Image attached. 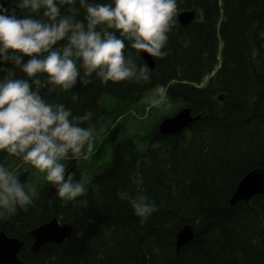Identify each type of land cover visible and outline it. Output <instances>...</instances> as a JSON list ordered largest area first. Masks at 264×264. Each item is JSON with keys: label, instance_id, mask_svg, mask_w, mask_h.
<instances>
[{"label": "trees", "instance_id": "obj_1", "mask_svg": "<svg viewBox=\"0 0 264 264\" xmlns=\"http://www.w3.org/2000/svg\"><path fill=\"white\" fill-rule=\"evenodd\" d=\"M185 10L200 18L187 25L177 19L169 55L153 58L151 84L94 79L77 83V101L42 92L75 115L94 113V152L65 161L94 187L80 198L86 206L62 201L24 162L19 177L29 175L37 196L27 211L8 214L0 230L23 239L25 264H264V193L230 204L241 178L264 169V0H178V11ZM4 67L0 78H22L11 64ZM156 85L169 88L167 111L144 100ZM184 107L201 116L178 133H160V120ZM21 162L0 153V164L12 170ZM138 191L159 208L144 223L129 203ZM52 218L72 224L70 237L31 252L26 232ZM185 225L194 237L176 249Z\"/></svg>", "mask_w": 264, "mask_h": 264}, {"label": "clouds", "instance_id": "obj_2", "mask_svg": "<svg viewBox=\"0 0 264 264\" xmlns=\"http://www.w3.org/2000/svg\"><path fill=\"white\" fill-rule=\"evenodd\" d=\"M6 2L0 0V73L11 64L22 78H0V153L42 173L60 200L86 206L80 198L94 186L78 180L65 161L94 152V113L75 115L42 92L70 93L77 101L80 96L72 91L77 83L87 87L94 79L103 85L151 84L152 70L138 59L143 60L140 53L160 60L169 55L178 0H17L15 8ZM146 103L170 109L168 86L156 85ZM36 196L18 172L0 164V215L27 211ZM129 203L141 223L159 210L143 191Z\"/></svg>", "mask_w": 264, "mask_h": 264}, {"label": "water", "instance_id": "obj_3", "mask_svg": "<svg viewBox=\"0 0 264 264\" xmlns=\"http://www.w3.org/2000/svg\"><path fill=\"white\" fill-rule=\"evenodd\" d=\"M198 17L195 11H183L178 15V21L181 25H186ZM140 56L148 64L149 68H154V62L146 53H140ZM191 109L185 108L172 117L163 119L157 126L160 133L175 134L188 126L192 121L199 118L200 115L193 117ZM264 193V169L255 168L245 174L236 190L230 198V204L234 205L239 201L248 202L253 196ZM72 226L69 223L60 225L56 218L43 223L28 232L33 239L31 251L37 252L45 242L60 243L69 238L72 233ZM194 237L192 228L187 225L176 234V248L179 249L184 244L190 242ZM24 241L18 237L8 236L4 231H0V264H24L19 257V251Z\"/></svg>", "mask_w": 264, "mask_h": 264}, {"label": "rangeland", "instance_id": "obj_4", "mask_svg": "<svg viewBox=\"0 0 264 264\" xmlns=\"http://www.w3.org/2000/svg\"><path fill=\"white\" fill-rule=\"evenodd\" d=\"M144 100L146 101V98H144ZM26 165H27V164H25L24 162H21V163H19V165H17V166L14 167L13 171H14V172H18V174H21V172H24V169H25ZM8 167H9V166H8ZM9 168L12 170L13 167H9ZM33 172H34V174H37L39 171L33 168ZM29 180H30V179H29V175L26 176V177H24V179H23V178L21 179L22 182H27V183H28ZM29 185L33 188L36 184H35V182L33 181V182H31ZM40 185H41V184H40ZM40 187H41V186H40ZM7 214H8V213H6L5 215H7ZM7 216H9V215H7Z\"/></svg>", "mask_w": 264, "mask_h": 264}, {"label": "bare ground", "instance_id": "obj_5", "mask_svg": "<svg viewBox=\"0 0 264 264\" xmlns=\"http://www.w3.org/2000/svg\"><path fill=\"white\" fill-rule=\"evenodd\" d=\"M249 201H250V200H249ZM249 201H248V202H249ZM248 202H247V203H248Z\"/></svg>", "mask_w": 264, "mask_h": 264}, {"label": "flooded vegetation", "instance_id": "obj_6", "mask_svg": "<svg viewBox=\"0 0 264 264\" xmlns=\"http://www.w3.org/2000/svg\"><path fill=\"white\" fill-rule=\"evenodd\" d=\"M5 222H3V224H4Z\"/></svg>", "mask_w": 264, "mask_h": 264}]
</instances>
